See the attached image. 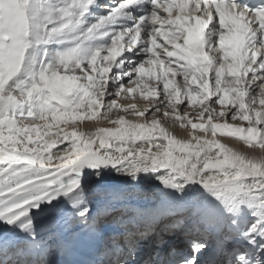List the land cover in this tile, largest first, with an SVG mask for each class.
Returning a JSON list of instances; mask_svg holds the SVG:
<instances>
[{"label":"bare ground","instance_id":"1","mask_svg":"<svg viewBox=\"0 0 264 264\" xmlns=\"http://www.w3.org/2000/svg\"><path fill=\"white\" fill-rule=\"evenodd\" d=\"M90 1L23 0L21 7L28 15L25 17L21 12L14 29L18 35L22 33L21 37L16 39L11 32L10 42L6 36L0 38V73L7 65L15 67L0 82V165H6L0 177L3 186L24 176L56 172L61 179L47 188L66 186L60 195L71 200L83 197L84 202H90L93 216L89 222L97 220V231L102 233L99 237L104 249L111 250L110 258L115 264H146L152 256L146 252L159 235L166 238L162 244H168L167 250H186L189 256L196 255L192 251L195 245L208 240L203 243L210 246L203 259L206 264H214L211 253L213 256L216 252L222 256L218 264L225 258L235 259L233 253H242L246 248L241 233L247 224L258 217L264 220V94L250 91L244 98L240 93L245 86L244 78L234 84L227 77L229 83L225 87L239 89L231 93L234 101L239 97L228 112L224 106L209 103L212 94L224 98L213 83L201 108L187 89L172 100L164 90L139 85L140 77L118 95L107 96L104 81L116 57L124 55L122 40L111 51L113 61L104 70L96 67L92 73L79 72L62 66L77 64L75 57L63 64L57 59V53L81 47L95 49L93 55L97 57L103 49L112 50L117 36L129 35L119 31L127 25L120 13L112 17L109 9L101 5L100 12L93 8L85 13L78 10ZM177 11L173 18L179 14ZM191 11H195L194 6ZM29 22L32 46L25 50L21 41L29 39ZM230 43L233 55H238L235 36ZM6 50L13 53L7 61L3 55ZM96 61L89 59L88 63ZM120 64L116 62L114 68ZM154 91L159 94L152 95ZM41 98L48 101L50 110H40ZM184 100H188L187 107L181 106ZM206 110H210V116L201 115ZM29 111L33 114L28 115ZM233 111L238 116L234 114L229 120ZM235 127L240 128L239 133L233 131ZM105 139L107 144L103 143ZM93 154L116 158L120 163L117 168H103L99 177L96 170L86 168L81 180L75 162ZM16 155L32 162L17 163ZM69 159L74 163L70 164ZM137 166L140 169L137 177L120 171ZM161 172L171 181L168 186L158 181ZM76 180H81L83 191ZM58 200L61 205L67 204L66 197ZM115 210L118 216L109 220ZM30 215L37 229L47 218L40 210ZM176 217L180 218L175 222ZM20 223L0 235L11 240L26 239L28 234L19 227ZM86 225H77L75 230ZM141 229L148 231L139 241L135 237ZM80 232L77 243L88 235V230ZM178 232H182L184 239L175 237ZM229 233L233 238L232 245L227 247L223 238ZM46 235L28 256L35 264H47L48 259L52 264V258L44 252L50 243ZM185 240H191L192 245ZM131 247L133 262L126 257Z\"/></svg>","mask_w":264,"mask_h":264},{"label":"snow or ice","instance_id":"2","mask_svg":"<svg viewBox=\"0 0 264 264\" xmlns=\"http://www.w3.org/2000/svg\"><path fill=\"white\" fill-rule=\"evenodd\" d=\"M191 2L192 0H185L180 3L179 14L175 18L171 16L173 5L168 3V0H119L110 8L109 12L115 8L125 20H129L130 15L129 21L133 23L120 30L121 33L127 32L129 35L117 36L116 43L111 46L112 51H115L117 44L123 41L124 55L119 57L117 64L120 61L124 63L119 68H112L110 77L118 76L119 79L114 81L109 78L107 84L110 86L116 83L119 90L139 74V85L164 90L172 100L181 95L182 89H187L193 100H196L202 93H209L211 82L216 85V92H222L224 95L221 99L220 95L212 94V103L228 104L232 107L235 101L231 98V93L238 92L239 89L225 87V84L229 83L225 78L236 77L235 82L240 83L239 76H247L248 84L245 87L254 85L256 92L264 94V0H196L195 11L190 12ZM96 3L97 0H94V4ZM22 4L23 0H0V38L6 36L9 42L13 39L10 29L16 19L21 12L25 17L28 15L27 11L22 9ZM94 4L86 3L82 7L89 11L90 6ZM158 9L163 10L167 19L161 17ZM141 11L147 14L134 15ZM192 22L198 26L195 35L191 33ZM31 30L32 24L29 22V39L21 41L25 50L32 46ZM234 36L238 41V55H233L230 43ZM94 51L96 50H84L82 47L70 48L57 53V59L63 64L75 57V63L87 68V61L96 59ZM3 55L7 61L13 53L6 50ZM27 59L25 56L26 65ZM197 87L199 91L196 90ZM158 94L152 92V95ZM183 103L185 107L188 106L187 100ZM39 107L42 112L50 110L48 101L44 98H41ZM27 114L33 113L29 111ZM201 115L210 116L211 112L206 110ZM107 142L106 139L103 141L105 144ZM14 159L17 163L22 161L25 165L32 162L19 155ZM69 163L74 161L69 159ZM75 163L76 172L82 180V170H96L95 174L99 177L103 168H117L120 161L116 158L105 159L103 154H93ZM5 167L6 165H0V177ZM120 171L125 175L137 177L140 169L138 166L131 169L125 167ZM143 171L147 173L148 169L144 168ZM164 175V172L159 173L157 179L163 186H168L171 181L165 179ZM81 180H76L75 183L83 191ZM3 185V179H0V221H5L8 225L21 222L19 227L28 237L11 240L0 235V264H35L28 256L32 249L40 246L45 234L50 243L44 248V252L52 258V264H106L104 258L111 256V250L107 247L98 253V258H76L79 251L77 241L81 232L75 228L77 225L89 223L93 216L90 202H84L83 197L71 200L66 195L49 194L42 197L41 193L46 192V189H37L26 196L9 199L14 196L11 189L15 185L8 188ZM60 197L67 198L66 205L60 204ZM45 201L46 206L43 204ZM33 208L39 209L47 217L38 229L34 228L30 215ZM96 223V219H91L93 226ZM241 237L246 245L245 254L239 257L241 264H264V220L258 217L248 223ZM209 248V245L203 243L195 245L192 251L196 255L193 256H188L184 250L173 251V259L169 264H181V260L182 264H203ZM176 257L181 259L177 260Z\"/></svg>","mask_w":264,"mask_h":264},{"label":"rangeland","instance_id":"3","mask_svg":"<svg viewBox=\"0 0 264 264\" xmlns=\"http://www.w3.org/2000/svg\"><path fill=\"white\" fill-rule=\"evenodd\" d=\"M101 20V19H100ZM104 21V20H103ZM106 27H110V24L108 25V26H106ZM120 30H122V29H120ZM119 30V31H120ZM112 50L110 49H103L101 52V54H99V55H97V57H96V62L95 63H88V61H87V63H88V67L87 68H84L83 66H82V64L81 65H79L78 63L77 64H73V63H65V64H63L62 66L64 67V66H66V65H68V67L67 68H70L71 70H75V71H79V72H81V71H83V70H88V72L89 73H92V72H94V69L97 67V68H102L103 70L105 69V68H107V65H109L110 63H112L111 62V60H112V55H113V52H111ZM51 53H54V51H50ZM106 53V54H105ZM112 53V54H111ZM120 57V56H119ZM119 57L117 56L116 58L117 59H115V64H116V62H117V60L119 59ZM99 60V61H98ZM110 61V62H109ZM113 61V60H112ZM121 62V64H123L122 62L123 61H120ZM113 65V68L116 66V65ZM119 65V67H121L122 65ZM90 65H93V66H90ZM118 67V68H119ZM110 74V73H109ZM242 77L244 78V80H245V83H244V85H246V84H248V77L247 76H239V80H242ZM109 78H111V79H113L114 81L117 79H119L118 78V76L117 77H110V75L108 76V79ZM137 78H140V76H139V74L137 75V77L136 78H134V80L135 79H137ZM227 78V77H226ZM236 77H228V79H232L233 81H235L234 79H235ZM108 79H107V81H108ZM91 80H92V78H91ZM134 80H132V81H129V83H128V85L127 86H123L122 88H120V90H118L117 89V85H116V83H113L112 85H108L107 84V81H106V79H105V81H104V83L106 84L105 86H106V89L104 90V92H105V94L107 95V96H109V95H118L119 93H120V91L122 90V89H127L128 88V86H129V84H131ZM131 82V83H130ZM211 83V82H210ZM210 83H209V92H210ZM232 83H234V84H237L236 82H232ZM245 87V86H244ZM244 87H243V90L240 92L241 93V95L245 98L247 95H248V93L250 92V91H256L255 90V86L254 85H248V90L247 91H244ZM108 88H110L111 90H109ZM197 91H199V89H196ZM119 92V93H118ZM118 93V94H117ZM105 97L104 98V100H106L108 97ZM190 95H188V97H189ZM239 97V96H238ZM238 97H236V100L235 101H237L238 100ZM103 100V101H104ZM188 101V100H187ZM200 102V103H199ZM209 103L211 104L212 103V98L210 97V99H209ZM206 104V94H204V93H202L201 94V96H200V98H198V105H201V108L203 107L204 108V105ZM94 105L96 106L95 107V109L97 108V103L95 102L94 103ZM217 105H220L219 103H217ZM102 107H101V110H103L104 109V102H102V105H101ZM181 106L182 107H184V103H182L181 104ZM222 107H223V109H225V111H228V112H230L231 110H232V107H229V105L228 104H224V105H221ZM234 114H236L237 116H238V114H237V112H235V111H233V113H232V115L228 118L229 120L230 119H232V117H235L234 116ZM242 116L244 117V115L242 114ZM233 131L235 132V133H239L240 132V128L239 127H235V128H233ZM117 210H115V211H113V214L111 215V217L109 218V220H111V219H113V218H115L116 216H118L117 214L118 213H114V212H116ZM168 219H166L165 220V222L167 221ZM119 222H122L123 220H118ZM143 230H145V229H141V230H139V235L137 234V236L135 237L136 239H139V241H140V239H142V238H144L145 237V233L148 231V229L147 230H145V232L143 233L142 231ZM140 232L141 233H143V234H140ZM161 232H163V231H159V233H161ZM232 236V234H226V236L224 237V244L226 245V246H231L232 244H231V242H232V238L233 237H231ZM143 236V237H142ZM160 237V238H159ZM162 238L164 239V237L163 236H158V238L156 239V243H157V240H159V241H161L162 240ZM144 241V240H143ZM137 242H138V240H137ZM137 242H135V243H137ZM208 243V240L207 241H203V243ZM159 244V243H158ZM127 245V244H126ZM133 245H134V243H133ZM150 249H152V247L150 248ZM133 250H134V248H132L131 247V249L129 250V251H127V253H126V257L129 259V261H132L131 259H130V257L132 258L133 257ZM170 250V249H169ZM151 252V251H150ZM148 253V254H150V256H151V253ZM245 253L244 252H237V253H233V257L235 258V259H231V258H229V259H224L222 262H221V264H241V261H240V259H239V257L241 256V255H244ZM152 257H153V255H152ZM29 259H30V257H29ZM31 260V259H30Z\"/></svg>","mask_w":264,"mask_h":264}]
</instances>
